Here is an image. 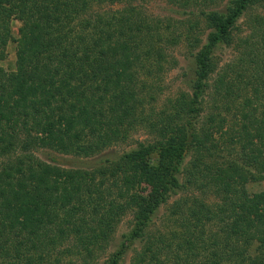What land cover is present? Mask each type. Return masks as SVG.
<instances>
[{"label": "trees", "instance_id": "obj_1", "mask_svg": "<svg viewBox=\"0 0 264 264\" xmlns=\"http://www.w3.org/2000/svg\"><path fill=\"white\" fill-rule=\"evenodd\" d=\"M149 1L0 0V264H93L128 213L133 228L104 264H121L135 242L132 264H264V192L247 190L264 155V18L210 85L215 51L264 0H230L225 12L215 9L222 0H166L211 32L201 48L195 39L190 93L159 112L147 110L149 80L181 38L149 15ZM13 20L22 26L7 72ZM210 87L214 109L203 118ZM138 129L153 141L90 169L36 155L95 157Z\"/></svg>", "mask_w": 264, "mask_h": 264}, {"label": "rangeland", "instance_id": "obj_2", "mask_svg": "<svg viewBox=\"0 0 264 264\" xmlns=\"http://www.w3.org/2000/svg\"><path fill=\"white\" fill-rule=\"evenodd\" d=\"M230 0H222L218 3L215 9L225 12L226 7ZM147 12L150 16L164 20L170 25V34H174L175 37L181 38L180 43L172 45L168 50L169 62L163 73L154 80H149V88L153 94L155 101L149 104L147 110L153 105L154 109L159 112L164 108H169L176 98L182 93H190L188 80L191 78L192 69L194 66V59L196 54L199 52L202 45L206 43V39L211 32L207 27L205 21L200 16H193L191 10L180 9L175 5L171 4L166 0H151L146 4ZM199 13L195 11L194 14ZM264 18V10L261 7H254L248 10L243 17H241L235 26L232 28V36L230 45L223 44L216 51L214 58L217 62V72L212 76L210 85L213 86L218 73L222 71L227 64H233L237 58L240 57L241 53V42L251 34L252 22L257 18ZM194 24L196 32L192 30V33L188 34V26ZM22 23L18 20L12 21V33L13 40L10 41L7 47V57L1 63L2 68L11 72L16 69V46L17 39L19 38V29ZM201 40L200 48L196 44L195 39ZM213 88L210 87V91L206 97L205 110L203 118L209 113L213 112ZM152 142L153 138L145 129H138L132 133L130 139L125 142L118 144L114 147L109 148L101 155L85 158L80 156H74L69 154H62L52 150H40L37 152V157L42 161L50 163L64 169H90L95 163L103 157H118L138 146L140 142ZM252 174L256 175L258 181L250 182L247 185V190L250 194H258L264 192V155L262 158L254 164L253 167L248 169ZM145 195L150 193V190L146 187L141 189ZM177 197L169 199L165 206H162L160 212H158L157 220H155V226L153 231L159 229L163 216L167 215L170 211L171 206L175 202ZM216 202L217 200L212 196L207 197V201ZM208 201V202H209ZM133 214L128 213L118 226L115 234L113 235L109 246L103 251L97 261L93 264H104L110 255L114 253L122 244L123 236L130 233L133 228ZM142 243L135 242L127 253L125 259L121 264H132V260L135 253L141 250ZM63 264H82L80 261L74 258H66Z\"/></svg>", "mask_w": 264, "mask_h": 264}]
</instances>
